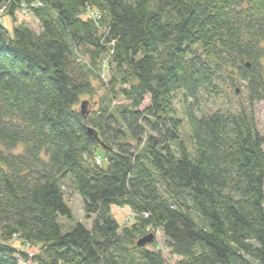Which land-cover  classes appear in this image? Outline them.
I'll return each instance as SVG.
<instances>
[{
  "label": "trees",
  "instance_id": "1",
  "mask_svg": "<svg viewBox=\"0 0 264 264\" xmlns=\"http://www.w3.org/2000/svg\"><path fill=\"white\" fill-rule=\"evenodd\" d=\"M23 5L39 33L3 27ZM0 11V264H167L153 242L136 245L156 231L178 264H264V137L245 107L200 105L240 86L248 105L264 101V0H0ZM93 78L107 98L85 116ZM67 183L96 215L90 229L62 233Z\"/></svg>",
  "mask_w": 264,
  "mask_h": 264
},
{
  "label": "rangeland",
  "instance_id": "2",
  "mask_svg": "<svg viewBox=\"0 0 264 264\" xmlns=\"http://www.w3.org/2000/svg\"><path fill=\"white\" fill-rule=\"evenodd\" d=\"M34 3H35L33 4L34 7H36L39 4V2L37 1H34ZM83 14L84 17H90L94 21H96V25H99V29H101V31L105 29L104 21H103L104 19L100 17L101 15L100 12H98L93 8L87 7L83 12ZM1 22L3 27L9 32V34H12L15 24H23L32 31H34L36 34L39 33L40 31V25L38 21L35 20L29 14V9L27 8L26 5H23L22 8L17 9L14 19L9 15L8 11H6L2 15ZM103 60H105V58H103ZM111 75H112L111 70L108 71L107 68L105 70H102V76L104 77L105 81H109ZM92 85L95 88V95L91 98L87 97L81 100V101H87L89 103V105H87L86 107V111L89 113L88 115H91L93 112H95L99 107L100 101L103 100L104 103L105 99L107 98L106 91L101 87V82H99V80L93 78ZM242 92H243V87L240 86V92L238 96H234L232 92L228 90L227 93L225 92L224 96H222L221 98H214L212 96H208L205 94L203 98L200 99V105L203 107V109L205 110L209 109V111L217 107H219L221 110L228 109L231 111H235L241 107H245L247 112H249L250 116L253 119L255 128L264 137V101L260 103H256L254 105H248L245 101ZM181 100H182L181 95L180 94L176 95L173 101V107L175 109V116L181 120L182 127L179 136L184 140L186 138L188 129L183 114ZM114 103L115 105L121 106V105H126L127 102L123 98V95H119L114 100ZM143 108L144 107L142 106L141 109ZM62 191L64 194V200L66 202V205L68 206L71 213L70 219L65 217H59L58 219V223L61 226L62 233L70 232L72 228L78 223L82 224L87 229H90L93 225L96 215H88L85 212L84 202L81 199V197L77 194V192L73 189L71 184L67 183L66 185H62ZM109 214L112 218L116 219L122 226L127 225L128 223L130 224L133 221L132 212L128 207L118 208L113 205L110 207ZM149 234L152 233L150 232ZM153 234H152L154 236L153 244H155L156 246L162 249V255L165 262L167 264H178L180 262V259L170 255L169 251L166 250L164 245V238L162 237V234L157 231ZM8 244L17 251H23L27 253L30 257H33L39 253V248H40L39 245L36 244L31 245L24 243L22 242V239L18 237H14L13 239H11L8 242ZM147 248L149 250H154L153 247H151L150 245ZM20 264L23 263L20 262Z\"/></svg>",
  "mask_w": 264,
  "mask_h": 264
},
{
  "label": "water",
  "instance_id": "3",
  "mask_svg": "<svg viewBox=\"0 0 264 264\" xmlns=\"http://www.w3.org/2000/svg\"><path fill=\"white\" fill-rule=\"evenodd\" d=\"M88 105V102L87 101H81L80 102V112L81 114L87 116L89 113L86 111V107ZM87 135L90 136L91 138H93L94 140H97L98 137H97V134L96 132L90 128V127H87ZM154 240V236L152 234H147L145 236H143L142 238H140L136 245L137 247H144L146 245H149L153 242Z\"/></svg>",
  "mask_w": 264,
  "mask_h": 264
},
{
  "label": "built area",
  "instance_id": "4",
  "mask_svg": "<svg viewBox=\"0 0 264 264\" xmlns=\"http://www.w3.org/2000/svg\"><path fill=\"white\" fill-rule=\"evenodd\" d=\"M37 6H39V4H38ZM0 12L2 13V11H0ZM96 161H97V163H99V161H100V157H97V158H96Z\"/></svg>",
  "mask_w": 264,
  "mask_h": 264
}]
</instances>
